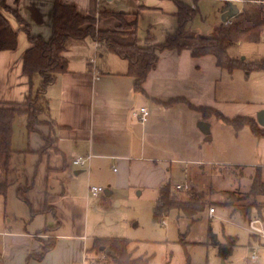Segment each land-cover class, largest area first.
I'll use <instances>...</instances> for the list:
<instances>
[{
    "label": "crops",
    "instance_id": "1",
    "mask_svg": "<svg viewBox=\"0 0 264 264\" xmlns=\"http://www.w3.org/2000/svg\"><path fill=\"white\" fill-rule=\"evenodd\" d=\"M56 1L19 0L16 5L15 0H6V4L18 10L21 19L29 25L31 35L49 39L52 35ZM130 1L139 9L148 6L145 0ZM157 1L160 4L161 1L167 0ZM225 1L230 5L235 2L244 5L247 0ZM59 2L75 6L83 15L96 17V29L102 31L115 30L119 22L114 17L104 18L101 12L139 16V11H121L127 0H59ZM0 12L6 17L12 29L19 32L16 50L0 51V108H6L8 104H24L31 93L29 78L23 72L24 56L31 47V42L27 32L23 30L24 25L1 7V0ZM184 37L183 44L186 45L184 51L163 52L159 63L151 71L141 90L137 89L135 79L126 75L129 67L126 60L116 54L121 60L103 58L105 48L98 49L95 54V43L87 39H71L66 43L63 56L67 62V72L58 75L55 83L43 93L47 109L39 118L46 121L47 127H52L48 132L53 139L52 147L47 152L44 151V154L40 152L46 141L45 132L42 129L30 132L27 128L26 114L18 115L13 123L12 141L15 140L17 125H22L23 130L28 133V149L23 153L37 154L40 158L38 162L40 168L36 179L34 178L30 185L27 184L16 191L17 198L25 200L30 206L26 216L32 224L29 225V222L28 226H15L16 215L8 216L4 208L0 222V234L4 237L0 252L2 264H9V260L10 264H32L31 261H27L29 257H34L35 260H39L38 262H44L46 258L51 259L58 249L56 236H59V264H68L62 261L64 258L60 253L73 246L83 250L86 262H92L88 255L93 245L91 248L86 247L89 241L86 234L88 226L82 219L85 218V212L88 213L89 203L99 199L101 195L97 198L89 196V186L102 187L100 184L108 186L102 195L119 205L117 199H114L112 188L130 185L128 179L136 169L160 170L159 162L165 164L160 159L161 154L163 156L166 152L171 154V151L177 148L182 153L189 151L191 154L203 156V142L212 141L213 137L206 140L205 134L198 127L201 121L210 124V131L220 121L233 131L232 153L227 159L219 160V164L227 166L235 173L238 172V176L248 177L251 183L250 190L256 179L264 181V129L258 122L260 113L264 111V70L247 71L241 67L228 70L221 68L214 56L193 57L192 49L196 46L193 44L191 48L187 45L189 44L187 41L193 38ZM242 45L251 44L236 43L234 46ZM164 55L166 56L162 60ZM232 58L245 63L264 60ZM92 60L94 69L91 70L89 66ZM117 65L119 69L114 70ZM237 70L245 72L243 85L251 86L250 92L244 95V103H237L240 92L235 88L219 90L217 84L219 77L222 76L220 72L226 71L233 77ZM35 83L38 84L39 81L36 80ZM237 85L242 84L239 82ZM241 104L245 105V108H241ZM141 107L148 108L150 113L148 121L144 124L135 117V112ZM197 108L210 109L212 110L210 112H217L228 120L247 118L252 121L253 126L231 125L216 114L206 119ZM25 135L23 134V137ZM19 139L22 140V137ZM11 155L13 158V151ZM89 156L86 168L79 169L72 165L73 159ZM116 162H119L123 173L118 175L115 181H111L106 177V173L111 170L113 173L116 172ZM67 169L74 170L71 171L74 174L68 176L69 180H72L71 188L69 187V193L65 195L63 187L64 193L59 195V202H55L56 195L49 192L52 176L57 174V178L58 174L66 173ZM84 172H87V175L80 176ZM8 173L1 168L0 183L7 180ZM245 173H249V176ZM20 189H27L22 193L23 196L19 193ZM8 190L7 186L5 195L0 194V198L5 199V205ZM255 196L260 197L259 202L262 204L260 208L253 207L249 212L238 211L242 213L248 226L252 219L259 218L264 230L262 216L264 195ZM226 197L227 205L233 208L229 202L230 196ZM210 209L209 217L212 218L216 211L211 216ZM40 215L45 218L44 226L40 225V220L39 225L36 224ZM52 216L55 221L52 220ZM106 218L109 224H113L109 217ZM161 224L166 225L165 218ZM252 235L256 239H264V236ZM49 239L55 240V247L41 257L45 242ZM96 239L100 238L94 240ZM102 264L110 263L103 260Z\"/></svg>",
    "mask_w": 264,
    "mask_h": 264
},
{
    "label": "rangeland",
    "instance_id": "2",
    "mask_svg": "<svg viewBox=\"0 0 264 264\" xmlns=\"http://www.w3.org/2000/svg\"><path fill=\"white\" fill-rule=\"evenodd\" d=\"M145 1L148 3L147 8L139 9L136 8L135 3L127 0L121 11H139L138 36L143 45L147 44L148 37L155 38L157 42L163 43L169 34H175L179 29V6L174 0L161 1L160 4L157 0ZM179 1L195 11L193 18L183 28L184 36L189 38L199 36L207 39H214L218 36V31L223 24V11L229 6L225 0ZM249 1L247 0V2ZM251 1L253 2V0ZM231 4L241 9V11L244 6L240 2ZM8 13L15 16L12 12ZM190 40L187 41L189 44L186 43L189 45L188 47L192 48L193 44L195 46L200 44L197 39ZM103 52V58L121 60L113 53L106 50ZM230 54L232 57L240 59L246 57L248 61L261 60L264 58V36L260 44L257 45L233 46L230 49ZM165 56L162 57V60ZM100 62H102V59ZM115 67L114 70L119 69L118 65ZM220 74L222 76L217 81L219 90L221 88H235L240 92V95L237 96V103H244V95L249 93L251 89V86L243 85L245 72L237 70L233 77L226 71L220 72ZM239 82L242 85H237ZM25 103L22 109L30 112L32 103ZM240 106L245 108L243 104ZM213 119L216 121L215 118ZM49 128L52 127H47L46 121L36 122L34 126V129H42L45 132V135H43L46 141L42 148L45 152L52 147L53 139L51 133H48ZM232 132V129H228L220 121L218 125L216 124L211 129L213 140L203 142V156L197 153L191 154L189 151L182 153L176 148L171 151V154L169 152H166L164 156L161 154L160 159L165 164L159 162L158 168L160 170L154 171L146 168H144L145 170H134L128 179L130 185L128 184L127 187L117 186V188L114 186L112 188L114 199H117L119 205L112 203L104 194H101L99 199L92 200L87 209L88 213L85 212V218L82 219L84 224L88 226L86 234L89 241L86 247L91 248L95 238L126 239L128 241L122 243L123 248L135 260V264H221L222 260L219 257L217 246L210 244L209 241V230L212 229L222 243L228 237L237 240V246L230 258L225 261V264H264V239L259 240L253 237L247 229L246 219L240 212H249L253 207L260 208L262 205L259 202L260 197L251 192V183L248 177L238 176V172L235 173L227 166L218 163L219 160L227 159L229 154L232 153L234 148ZM23 134L26 135L23 137ZM14 136L15 140L12 141L11 147L14 155L10 161V171L7 172L9 190L6 196V205L4 203L5 199L0 198V222L5 208L8 216L16 215L15 226H28L30 221L27 220L26 214L29 212L30 206L25 200L17 198L16 191L20 187L24 188L27 184L30 185L32 180L36 179L40 168L38 166L40 158L34 153H23L28 149V133L23 130L22 125H17ZM20 136L22 140L19 139ZM115 167L117 168L116 172L113 173L111 170L106 173V177L111 181H115L118 175L123 173L119 162H116ZM69 169L66 170V173L58 174L59 178H56L57 174L52 176L49 192L56 195L55 202H59V195L64 193L63 187H65V195L69 193L72 180H69L68 176L74 174V172L71 173L74 170ZM245 174L249 176V173ZM85 175H87V172L80 176ZM240 175L243 176V174ZM168 184H170L173 193L181 199H185L190 195L200 196L204 194L203 199L208 202H206L204 211L191 219L174 209L165 216V226L160 222H154V210L159 198L160 188ZM100 185H103L104 189L108 187L104 184ZM177 185H188L190 190L176 191L174 188ZM39 191L38 189L37 192L39 193ZM226 196H230L229 202L236 210L227 205ZM210 207L216 211L212 218L209 217ZM74 212L76 213V211ZM106 216L111 219L113 224L108 223ZM262 216L264 219V212ZM39 220L40 225L44 226L45 218L40 215L36 222L37 225H39ZM52 220H54L53 216ZM135 223L138 224L136 228H134ZM31 224L30 222L29 225ZM65 226L68 225L65 224ZM56 237V247L58 249L51 259L46 258V261L38 262L39 260H35L34 257H29L27 261H31L32 264H59V236ZM3 239L4 237L0 234V252L3 248ZM49 241L50 239L45 242L46 245ZM253 250L258 253V260L254 262L250 261ZM91 254L93 253L89 252L88 259L93 260ZM60 256L64 258L62 261L68 264L71 262L72 264H87L83 250H79L75 246L62 251ZM102 262L103 258L99 264H102ZM109 263L112 262L109 261ZM0 264H2L1 259Z\"/></svg>",
    "mask_w": 264,
    "mask_h": 264
},
{
    "label": "trees",
    "instance_id": "3",
    "mask_svg": "<svg viewBox=\"0 0 264 264\" xmlns=\"http://www.w3.org/2000/svg\"><path fill=\"white\" fill-rule=\"evenodd\" d=\"M179 6V29L175 34H170L163 43L157 42L154 38L148 37L147 44L143 45L138 36V16L137 14H125L114 12H101L104 18L114 17L119 25L115 30L102 31L96 29V17L81 14L75 6L63 5L56 1L53 12V29L49 39L42 36H33L30 33L29 25L21 19L18 10L9 7L6 0H1V7L8 12L15 14V17L24 25L29 36L31 47L27 50L23 60V72L29 78L31 93L25 104L32 103L31 111H25L23 104H8L6 108H0V161L4 172L7 173L10 167L11 143L13 134V123L20 114L28 115L27 128L30 132L35 131L36 122H41L39 116L46 112L47 105L44 104L43 93L55 83L57 76L67 72V62L63 56L66 43L73 40H88L91 43H100L102 48L108 52L118 55L129 64L127 76L135 79L137 89H142L149 74L159 63L160 55L165 51L183 52L186 45L183 34L184 26L193 18L195 11L185 6L181 1L174 0ZM19 0H15L18 5ZM247 4V5H246ZM231 25L225 27L224 24L218 31V36L214 39L196 38L200 44L192 49L193 57L214 56L221 68L233 70L243 68L247 71L264 70V60L245 63L230 56V49L236 43L258 44L264 36V0H250L245 2L240 11L231 21ZM19 32L12 29L6 17L0 12V51H14L17 49ZM195 39V38H193ZM39 83L36 84L35 81ZM30 110V109H29ZM206 119L217 115L220 119L231 125L244 126L251 125L252 121L247 118H235L228 120L217 112L206 108H197ZM44 149L40 152L44 154ZM257 180V181H256ZM252 186L255 195H264V181L256 179ZM8 186L7 180L0 183V194L5 195ZM27 189H20L19 193ZM204 194L190 195L185 199L178 198L171 190L170 184L160 188L159 198L154 210V222L161 223L171 210H178L188 218H194L204 211L206 201ZM209 241L217 246L219 257L227 261L232 255L237 240L228 237L225 243H221L216 234L209 230ZM124 239H96L89 252L93 253L95 264L101 260L111 261L113 264H135V260L127 254L122 243ZM55 240L51 239L43 248L41 257L53 250ZM111 248L114 256H105L101 248ZM143 264V263H141Z\"/></svg>",
    "mask_w": 264,
    "mask_h": 264
},
{
    "label": "built area",
    "instance_id": "4",
    "mask_svg": "<svg viewBox=\"0 0 264 264\" xmlns=\"http://www.w3.org/2000/svg\"><path fill=\"white\" fill-rule=\"evenodd\" d=\"M232 20L227 21L226 23H224L225 27L231 25ZM102 45L100 43H95V54L97 53L98 49H101ZM94 60H92L91 62V66H89V68L92 70L94 69ZM149 110L146 107H141L138 109L137 112H135V117H137L141 123H146L148 121L149 118ZM262 128L264 129V124L262 125ZM90 156L89 157H78L72 160V165L79 168V169H84L86 168L88 162H89ZM190 190V187L188 185H177L175 187L176 191H182V190ZM89 192V196L93 197V198H97L99 197L103 192H104V188L99 187V186H89L88 189ZM215 213V209L211 208L210 209V215L212 216ZM248 229L250 230V232L254 235H259V236H264V230L262 229L261 226V221L259 218H254L249 222V226ZM251 260L252 261H256L258 260V253L256 250H253L252 254H251ZM86 261V260H85ZM87 264H95L94 262H90Z\"/></svg>",
    "mask_w": 264,
    "mask_h": 264
},
{
    "label": "water",
    "instance_id": "5",
    "mask_svg": "<svg viewBox=\"0 0 264 264\" xmlns=\"http://www.w3.org/2000/svg\"><path fill=\"white\" fill-rule=\"evenodd\" d=\"M239 13V10L236 6L234 5H230L224 9L223 11V15H222V21L223 23H226L229 20H232L237 14ZM264 119V111H262L258 117V122L260 124H264V122H262V120ZM198 127L201 129V131L205 134L206 136V140H211V131H210V124L208 122L205 121H201L198 124ZM138 226L137 223L134 224V228H136ZM101 251L106 255V256H114L113 253H111V248H101ZM221 264H225V260H222Z\"/></svg>",
    "mask_w": 264,
    "mask_h": 264
}]
</instances>
